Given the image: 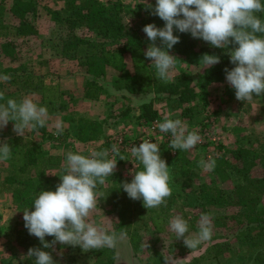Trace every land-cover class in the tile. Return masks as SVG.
Instances as JSON below:
<instances>
[{"label":"rangeland","instance_id":"obj_1","mask_svg":"<svg viewBox=\"0 0 264 264\" xmlns=\"http://www.w3.org/2000/svg\"><path fill=\"white\" fill-rule=\"evenodd\" d=\"M97 1L101 3H118L122 11L123 23L129 26L133 25V23L130 16L125 13L140 3L148 4L153 0ZM10 6V0H0V34L6 35L5 38L0 37V44L4 40L15 43L16 59L12 63H9L10 60L5 58L4 54L0 52V74L4 69H18V66L21 64L26 67L27 72L39 77L45 74H48L52 78L55 76L60 77L74 71L78 74L80 73L81 69L76 67L78 65L75 62L73 67V63L57 64L54 61L52 63L48 61L52 57V53L59 51L60 44L55 43L58 40L61 41L62 38L69 34V30L65 24V20L69 16L65 15V13L56 20L47 13L46 9L52 11L62 10L66 7L64 1L39 0L37 5L38 16L34 22L38 31L37 38L29 37L23 39L15 36V27L18 21L11 16L9 12ZM75 34L78 36L82 35L91 42L103 44L106 49L114 47L111 39L103 38L87 29L75 31ZM180 37L183 39L182 42L178 43L170 51V55H173L177 60L170 72L168 81L178 76H191L198 69H202L203 66L199 64L202 55L190 58H187V56L190 51L196 53L198 50L210 48L207 43L202 40L193 39L190 34H181ZM52 43H54L53 45L56 48H51ZM149 43L145 42L146 50ZM156 43L159 46L160 42L157 41ZM187 44H189V48L184 50L187 52V54H184L181 51ZM47 61L49 62L48 65L45 64ZM149 63L150 72L155 75L156 68L154 65H151V61ZM21 74H11L10 76L17 77V80L20 81L22 78ZM109 78L107 80L110 81ZM0 84L8 96L12 97L10 99H14L17 102L28 96L30 92L22 83L17 85V87L16 85H9L4 81H0ZM226 87L230 88L226 81L223 84L212 86L207 91L208 104L206 109H202L200 106L192 120L181 117L180 110H176L172 102L166 100L155 101V104L158 103L156 107L161 110L157 119L160 122H163L165 118L180 119L185 126V134L195 132L201 137L200 144H197L189 151H185L187 158L191 162L198 161L199 163L201 160H215L223 152L218 149V145L223 146L224 150H230L236 146L235 141L238 137H246L247 141H244L242 148L249 152V160L256 164L251 170L249 177L256 180L262 179L264 178V95L254 97L253 102L237 101L231 88L228 93H225ZM227 94L231 97H227ZM78 96H80L79 93ZM104 97L102 96V100ZM144 98L148 101L149 99L152 100L153 96L148 95ZM104 102V100L101 101L99 107L102 108ZM209 119L213 120L211 124L212 128L202 127V123L204 124ZM10 126L11 123L0 131V141H5L2 133L6 132L5 135L7 136L6 130ZM10 130L13 132L11 127ZM102 130L105 134L103 139L93 143L92 146L73 144V146L69 145L67 147L68 151L84 152L85 156H90L92 152H99L104 149L111 150L113 144L118 148L117 153H111L110 151V158L117 162L116 168L112 176L106 178L104 184L97 185L98 204L91 212L89 220L102 225L108 231L117 232L116 226L119 217L116 212H112V208L115 200L118 199L124 205L123 211H126L125 216H128L126 220H129L133 227H138L131 234L137 235L139 241L133 246L130 236L125 235L118 242L115 249L102 248L87 253L82 252L78 247L72 248L57 244L54 246L55 251L52 254L53 259L58 264H264V262L257 263L254 260L257 254L261 255L264 260V244L253 248L247 242H240V235L244 233V227L236 230V228L232 227V224H227L228 226L223 228L221 223L223 216L225 214L231 215L232 213H236V208H229L225 211L224 209L201 207V204L196 199V189L199 185L207 184L214 187L219 186L220 188L222 185L219 182L225 178H229V180H232L226 182L221 188L223 189L222 193L223 191L228 193L233 187L240 184L241 180L235 178L229 172L225 177H219L214 173V170L211 172L204 171L200 167V164H198L196 170L190 173L189 177L182 178L180 175L173 174L176 171V167L169 164L171 195L166 198L164 204L159 206L160 210L161 208L165 209L166 214L164 215V229L161 234L157 235L153 227L148 224V209L143 207L141 201V204L138 205L129 199L122 188H120V185L125 181L130 182L135 171L141 168L135 158L132 157V146H138L143 142L142 140H151L150 142H156L162 147L163 145H168L171 139L170 134L161 133L158 125L153 126L151 122H137L135 118L129 119V123H117L113 126L103 127ZM27 133L31 134V130H28ZM50 135L52 136V134ZM53 138L57 141L54 136ZM119 139H122L121 144L118 143ZM54 147H56V144H46L45 152L49 154ZM164 157L162 155V158ZM121 158L124 160H120ZM218 168L221 169V165H218ZM63 171L64 165L60 169L46 170L44 178H35L33 179V183L38 190L48 187L50 183H59V176L63 174ZM9 174V171L0 169V185ZM259 199L258 209L264 210V196L259 195ZM26 209L14 207L11 197L0 190V264H33L35 258H27L28 249L31 247H42L38 238L30 236L24 228L23 211ZM205 213L211 216L212 238L202 242L197 249L191 250L187 248L183 240H176L174 233L168 228V221L172 217L180 215L188 221L189 232L187 235L190 237L195 236L199 230L198 221L201 215ZM144 225L146 226L144 227ZM52 239V237H46L48 241ZM259 241L258 239L257 242ZM216 245L219 246L218 250L213 249ZM45 251L51 250L45 249ZM201 257L204 260L201 261L199 259Z\"/></svg>","mask_w":264,"mask_h":264},{"label":"trees","instance_id":"obj_2","mask_svg":"<svg viewBox=\"0 0 264 264\" xmlns=\"http://www.w3.org/2000/svg\"><path fill=\"white\" fill-rule=\"evenodd\" d=\"M64 1L66 7L62 10L46 9L47 13L54 19H58L61 15L69 16L65 20L69 34L57 41L59 51L52 53L53 56H59L74 61L79 69L85 72L91 80L86 81L82 90V97L91 101H98L100 96L106 92L107 87L103 80H107L110 74V86L116 92L122 93V97L129 99L131 96L152 95V100H144L138 107L139 114L138 122L143 121L149 123L159 118L158 111L154 109L153 103L166 100L172 102L176 110H180V115L184 119L192 120L197 109L201 106L206 109L208 104L207 91L214 85L225 83L224 69L232 68L233 65L229 62V56L221 49H201L196 53L189 52L187 58L197 57L205 53L215 54L220 56L221 62L214 67L198 69L191 76H178L171 81H161L157 79L156 74L150 72L149 60H146L144 53L146 51L145 42L146 34L142 31L143 27L150 23H155L158 27L163 26V22L150 14V10H146V4L140 3L132 10L126 12L129 15L133 25L123 23L121 8L118 3H101L97 0H61ZM11 6L9 12L13 19L18 21L15 27V36L19 38L38 37V31L35 27V21L38 16L37 5L39 0H10ZM148 4L154 5V0ZM261 18L264 19V14ZM87 29L95 32L103 38H109L114 43V47L106 49L103 44L91 42L85 39L82 35H76L75 31ZM177 34V33H176ZM6 35L0 37L5 38ZM180 37V42H182ZM52 43L51 48H56ZM176 46V45H175ZM174 46V47H175ZM16 45L9 40H4L0 44V52L5 58L12 63L16 59ZM189 48V44L182 49L181 52L187 54L184 50ZM21 74V79L11 77V74ZM1 74L8 75L10 79L4 81L9 85L23 84L29 91L42 95L44 102L52 103L51 89L43 86L41 77L34 76L26 71V67L21 64L18 69H4ZM101 82H103L101 84ZM20 90V89H19ZM230 91L229 87L225 88V93ZM0 92L3 93V99L0 103L12 97L8 96L7 92L0 84ZM230 94V93H229ZM230 95L227 94V97ZM231 97V96H230ZM207 112V110H205ZM131 109L128 108L119 116L129 119ZM134 115V114H133ZM135 116V115H134ZM133 116V117H134ZM210 116V115H207ZM135 118V117H134ZM205 124L202 123V127ZM13 128V123H11ZM10 127L6 132L2 133L4 142L8 143L12 148V153L8 159H0V169L10 172L1 185L2 193L8 194L12 199V204L17 208H29L35 196L41 190H55L58 184H51L38 190L33 183V179L44 178L46 170L60 169L63 166V158L56 155H50L42 150L39 144H36L31 139L19 137ZM103 123L79 120L76 123L77 140L81 143L98 141L103 134ZM246 137H238L235 141L236 146L230 150L223 149V146L218 145V149L223 152L215 158V169L219 177H225L229 172L235 178L241 180L226 193L222 186L231 181L225 178L219 184L222 186H209L207 184L199 185L196 189V199L201 207H211L224 209L236 208V213L231 215L225 214L221 220L222 226L227 227V224H232V227L238 230L245 228L243 234L240 235V242H247L253 248L260 247L264 244V210L258 209L260 203L259 195L264 196V178L251 179L249 174L256 166L250 161L249 152L242 148ZM206 147V145H205ZM161 157L167 165L171 164L176 167L173 174L180 175L182 178L189 177L193 170L198 167V161L191 162L187 158L185 151H173L169 143L160 147ZM250 161V162H249ZM200 162V161H199ZM221 165V169L218 168ZM223 183V184H222ZM226 193V194H225ZM229 194V195H228ZM138 205L140 201H134ZM123 204L118 199L115 200L112 212H116L119 217L117 222V232H124L130 236V241L134 246L139 241V237L131 232L138 229L132 225L128 216H125ZM164 208L148 209V224L153 227L155 234L159 235L164 229ZM126 217V218H125ZM146 225H144L145 227ZM241 228V229H242ZM240 229V230H241ZM135 233V232H134ZM260 240L257 242V240ZM213 249L218 250L219 246H214ZM201 261L203 257L199 258ZM210 260V258H209ZM257 263H262L264 260L261 255L257 254L254 258ZM10 264V263H7Z\"/></svg>","mask_w":264,"mask_h":264},{"label":"clouds","instance_id":"obj_3","mask_svg":"<svg viewBox=\"0 0 264 264\" xmlns=\"http://www.w3.org/2000/svg\"><path fill=\"white\" fill-rule=\"evenodd\" d=\"M146 10L163 22L162 27L150 23L142 29L150 42L144 57L155 66L157 79H169L177 60L170 51L180 43L181 34H190L210 48L227 53L233 67L224 69L225 81L237 101L253 102L254 97L264 95V19L259 15L264 14V0H154V5L146 4ZM220 62V56L205 53L199 64L211 68ZM9 79L8 75L0 74V81ZM47 117L46 106L38 105L31 98L25 97L19 102L8 99L6 103H0V131L12 122V130L19 137H24L28 130L44 128ZM158 127L161 133L170 134L169 146L173 151H189L201 141L195 132L185 134L180 119L165 118ZM56 129L57 135L63 133L61 123L56 124ZM142 141L131 148L132 157L141 168L120 188L129 199L141 201L143 207L157 208L171 195L170 167L161 157L159 144ZM110 151L117 153V146L113 144L111 150L92 152L90 156L69 152L55 190L40 191L31 206L23 211L24 228L42 245L27 251V258H35L33 264H58L52 254L57 244L78 247L87 253L102 248L115 249L125 237L124 232L108 231L89 220L98 204L97 185L104 184L116 168L117 162L110 158ZM11 153L8 143L0 141V159H8ZM199 164L207 172L215 169L213 159L201 160ZM198 227L195 236L190 237L185 218L177 215L168 221L175 239H182L191 250L212 238L211 216L202 214ZM46 237L53 239L48 241Z\"/></svg>","mask_w":264,"mask_h":264},{"label":"crops","instance_id":"obj_4","mask_svg":"<svg viewBox=\"0 0 264 264\" xmlns=\"http://www.w3.org/2000/svg\"><path fill=\"white\" fill-rule=\"evenodd\" d=\"M48 61L50 63L54 61L57 64L73 63L74 67V61L59 56L52 55ZM48 61L45 62V64L48 65ZM76 67L78 68V66ZM41 79L43 81V86L47 89H51L52 103L44 102L42 95L31 91L26 97L31 98L38 105L46 106L48 111L47 123L44 128L37 131L31 130V134L26 133L24 137L39 144L42 150H45L46 144H56V147L51 149L49 154L62 157L63 165L67 154L71 152L67 149L69 145L73 146V144H77L81 146H92L93 143L102 140L105 135L103 133L98 141L86 143L79 142L75 132L76 123H78L79 120L100 122L103 123V127L113 126L117 123H129V119H133L134 117L138 122V106L145 100L144 95L131 96L129 99H124L122 93L116 92V90L111 88L109 80H103V82L105 81L104 83H106L105 87H107V90L100 96L99 100L91 101L84 99L82 97V90L86 81L91 80V78L82 70L79 74L74 71L71 73L69 72L66 75H61L60 77L55 76L54 78L45 74ZM103 82H101V84ZM78 93L80 96H78ZM102 96H105L103 99L105 101L104 106L102 107L103 109L99 107L101 101H103ZM157 104L153 103V107L158 111V114H160L161 110L156 107ZM128 108L131 109L129 119L119 116ZM57 123H61L63 126V133L60 135H57ZM49 133L52 134V136ZM53 136L57 141H55ZM79 154L84 155L85 153L80 152Z\"/></svg>","mask_w":264,"mask_h":264},{"label":"built area","instance_id":"obj_5","mask_svg":"<svg viewBox=\"0 0 264 264\" xmlns=\"http://www.w3.org/2000/svg\"><path fill=\"white\" fill-rule=\"evenodd\" d=\"M151 123H153V126H155V125H158V123H160V120L156 119V120L152 121ZM212 123H213V120L212 119H209V120H206L204 124H205V127L210 128ZM118 143L121 144L122 143V139H119V142ZM200 143L201 142H199L198 144H200Z\"/></svg>","mask_w":264,"mask_h":264}]
</instances>
